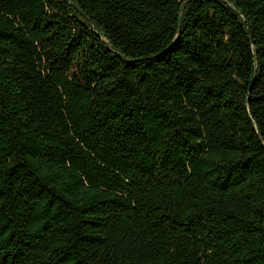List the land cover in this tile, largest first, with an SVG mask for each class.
<instances>
[{
    "label": "trees",
    "instance_id": "trees-1",
    "mask_svg": "<svg viewBox=\"0 0 264 264\" xmlns=\"http://www.w3.org/2000/svg\"><path fill=\"white\" fill-rule=\"evenodd\" d=\"M0 264H264V0H0Z\"/></svg>",
    "mask_w": 264,
    "mask_h": 264
}]
</instances>
